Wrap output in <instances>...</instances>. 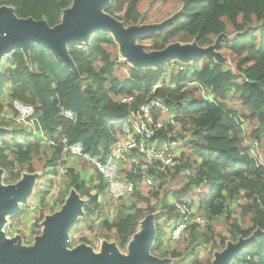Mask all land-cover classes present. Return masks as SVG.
<instances>
[{
  "label": "trees",
  "instance_id": "trees-1",
  "mask_svg": "<svg viewBox=\"0 0 264 264\" xmlns=\"http://www.w3.org/2000/svg\"><path fill=\"white\" fill-rule=\"evenodd\" d=\"M73 1L0 0V7L12 8L19 19L45 21L54 28ZM106 13L126 28L160 24L180 13L162 32L139 40L150 42L146 51H162L173 43L207 48L223 34L228 40L219 49L231 60L233 70L208 58L139 70L119 62L114 38L102 32L95 33L88 46H68L77 72L45 47L33 44L29 60L22 50H15L0 66V118L11 116L0 119V126L9 130L0 136L3 183L14 185L24 174L43 172L49 187L51 176L65 169L70 188L87 199L85 217L72 231V241L84 226L96 238L125 249L141 222L155 215L157 236L151 249L155 257L184 262L200 245L218 243L215 248L222 250L227 243L260 230L231 264H264V0H111ZM191 87L207 93L210 100L201 99ZM127 97L135 98L132 105L121 103ZM147 99L166 101L178 127L168 124L159 136L183 143L184 158L175 169L153 174V187L140 176L133 177L136 190L131 197L143 206L135 203L129 213L119 211L114 222L106 219L95 226L92 217L101 216L106 184L97 171L91 179L96 186L90 188L74 168H65L62 139L81 145L86 154L104 162L122 132L119 122L133 117ZM14 100L35 108L36 129L47 142L14 123ZM62 110L72 111L75 119L63 118ZM255 151L259 156H252ZM49 194L50 189L44 188L36 196L44 205ZM235 197L245 201L239 219L227 206ZM188 199L194 215L202 214L208 225L200 232L193 223L182 236L181 251L166 250L160 221L178 224L176 204ZM222 216L227 236L214 229ZM44 217L41 211L37 225ZM190 264H211V255L204 260L195 257Z\"/></svg>",
  "mask_w": 264,
  "mask_h": 264
},
{
  "label": "water",
  "instance_id": "water-1",
  "mask_svg": "<svg viewBox=\"0 0 264 264\" xmlns=\"http://www.w3.org/2000/svg\"><path fill=\"white\" fill-rule=\"evenodd\" d=\"M110 0H74L71 8L63 14L59 25L51 28L45 21L19 19L12 8L0 7V66L15 50H22L29 60L33 44L45 47L55 58L74 72L77 69L69 56L68 46H88L95 33L110 34L118 44L120 55L136 69H159L172 62L190 64L201 58H216L225 35L207 48L196 43L173 44L162 51L147 52L137 42L169 27L180 15H173L160 24L131 26L126 28L117 18L106 13ZM226 39V38H225ZM8 131L0 127V136ZM4 171L0 168V264H171L151 254L157 232L155 216L149 215L142 222V232L135 234L129 243L131 257L124 259L114 244L103 241L101 254L96 255L90 247L81 245L69 250L70 233L84 216L85 202L74 190L61 210L45 219L43 235L36 239L33 248H23L21 239L4 241L3 227L7 215H15L20 204H25L32 194L39 174H24L14 185L3 183ZM261 233L257 230L249 238L229 242L225 250L217 254L212 264H231L238 259L247 246Z\"/></svg>",
  "mask_w": 264,
  "mask_h": 264
},
{
  "label": "built area",
  "instance_id": "built-area-1",
  "mask_svg": "<svg viewBox=\"0 0 264 264\" xmlns=\"http://www.w3.org/2000/svg\"><path fill=\"white\" fill-rule=\"evenodd\" d=\"M203 93L206 94L204 91ZM134 101V97L121 99V103L126 105H132ZM12 108L17 114L14 119L17 125L31 124L36 128V110L33 106L14 100ZM61 116L69 120L75 119V114L70 110H62ZM166 117L170 120L164 122ZM174 118L165 100L147 99L133 117L119 122L122 125V132L116 137L110 154L104 162L86 154L81 145L70 144L66 137L62 139L64 153L67 156L66 161L69 159L82 160L93 165L102 175L107 187L108 199L113 207L111 211L106 212L107 218L112 217L109 213H112L122 200L134 194L136 186L133 177L140 176L142 181L153 187L155 185L153 174L175 169L179 165L183 158L179 144L175 141L164 140L159 136L168 123L175 124ZM191 204V199L176 204L177 213L181 217L178 224L174 225L170 231L171 241H180L193 223L200 228L207 224V220L194 215V207H189Z\"/></svg>",
  "mask_w": 264,
  "mask_h": 264
},
{
  "label": "rangeland",
  "instance_id": "rangeland-1",
  "mask_svg": "<svg viewBox=\"0 0 264 264\" xmlns=\"http://www.w3.org/2000/svg\"><path fill=\"white\" fill-rule=\"evenodd\" d=\"M110 3H111V0H110ZM225 38L227 39V37H225ZM225 38H223V39L226 40ZM137 43L143 45L145 47V49L150 47L149 41H138ZM173 44H177V43H173ZM173 44H171V45H173ZM116 45H117V50H118V55H119V62L125 63L126 62L125 58L120 55L118 44L116 43ZM215 54H218L221 58L220 62L218 61L219 59L212 58L216 63L221 64L225 68L226 67L232 68V70H233L231 60L229 58L224 57L223 54L220 52V49H215ZM172 63H174V62H172ZM191 88H194V87H191ZM194 89L197 92V94L200 96L201 99L210 100L209 96L207 94H204L202 91H200L196 87ZM166 119L168 120L169 118L166 117ZM168 124H170V123H168ZM168 124H167V126H168ZM170 125H172L174 127H178L176 123L170 124ZM177 143H179V148H180V151H181L182 156L184 158V154L186 152V149H185L183 143H180V142H177ZM251 154H252V156H255V157H256V155L259 156L258 151H255L254 153H251ZM67 167L74 168L76 170V172L79 173L82 180L85 181L87 186H89L90 188H94L96 186V183L91 182V179L93 178L94 174L97 172L96 169L93 167V165H91L87 162H84L82 160H79V159H71V160L69 159L67 161V166H65V168H67ZM65 172H66L65 169L64 170L62 169L61 173H59L58 176H56V177L51 176V180L53 181V183L49 184V187H46L47 186L46 175L43 172H37L36 173V174H39V178L36 181V184L33 188V192L28 197L27 202L25 204H20L18 212L15 215H7L6 216V224L2 229V232L4 234V241L11 240L14 238H20L21 239V246L23 248L29 249V248H33L35 246L36 239L43 235V232L45 229L43 224H44L45 219L57 214L61 210V208L65 205V202L70 198L72 191H74V189H71L69 186L70 180L67 177V174ZM44 188L50 189V194H49V197L47 198L46 202L43 205V204H41L40 200L36 196V193L38 190H44ZM93 193H95V191H93ZM78 195L85 202V206H86L87 205V199L83 198L80 194H78ZM240 199L241 198L235 197L233 199L234 200L233 202H227L228 211H231L233 217H235L236 219L240 218V215L242 212L241 207L245 203L244 200H240ZM135 203L138 204V206H143V204H140V201H137V199L133 198V197H129L125 200H122L119 203V205L115 208V210H113L112 213L111 212L109 213L110 215H112V217L106 218V212H108V210L111 211L113 207L110 204L107 192L105 191L104 194L101 195V204L104 207L103 211L101 212L102 217L100 215H99V217L94 216V217H92V220L94 221L95 226L102 224V222L106 219H108L110 222H114L116 215L119 211L127 214V213H129L131 206ZM152 203H154V201H152ZM171 205H173V204H171ZM42 208H44V209L42 210ZM21 210H23V213L18 214ZM41 211L45 212V217H44V220L37 225V220H38V218H40ZM193 211L195 212V210H193ZM197 216L204 218V216L202 214H199ZM84 217H85V207H84V216L82 218H84ZM82 218H80L79 221ZM224 221H225V217H223V216L220 217L218 219V221L216 223H214V229H215L216 233L223 234V235L227 236L228 233H227L226 229L222 227L223 225H225ZM160 222L163 225V227L165 226L167 229L171 230L174 227L173 222H169V223L168 222L164 223V221H160ZM77 225L74 228V230L77 228ZM207 225L208 224H206L203 228H200L199 231L203 232L206 229ZM243 225H244V227H247L246 224H243ZM155 228H156V232H157L156 221H155ZM87 229L88 228L84 227V226L80 227V230L75 234V238H74L75 241H72V239H71L72 238L71 237L72 231H71V233H70V240L71 241H70L68 249L69 250H75L81 245H86V246L90 247V249L96 255L101 254V252H102L101 251V244L105 240H101L99 238H96V236L91 234L89 231H87ZM142 230H143V227L140 225L138 233L139 232L141 233ZM81 238L86 239L89 244L78 243L80 241L79 239H81ZM183 238H181V240L178 242H173L169 238H167L166 239L167 242L165 243L164 248L166 250H169V248H171V249L181 251L180 247L185 245ZM107 243L114 244L116 246L119 254L122 256V258L129 259L131 257V248H130L129 244L127 245V247L125 249H121L118 247V245L114 241H107ZM217 244L214 246H213V244L200 245L199 248L197 249V251L194 253V255L188 256L186 261H184V262H180L179 259H175V260H172L170 258H168V259L171 260V264H190L192 262V260L195 259V257H198L199 260H204L207 256L211 255V264H212L216 255L220 254L223 250H225L228 243L226 244L225 248L222 250L215 248L218 246Z\"/></svg>",
  "mask_w": 264,
  "mask_h": 264
},
{
  "label": "crops",
  "instance_id": "crops-1",
  "mask_svg": "<svg viewBox=\"0 0 264 264\" xmlns=\"http://www.w3.org/2000/svg\"><path fill=\"white\" fill-rule=\"evenodd\" d=\"M207 94V93H206ZM208 95V94H207ZM210 99V98H209ZM8 102V99L6 98V101H5V103H7ZM11 116L10 115H5V116H3V117H1L2 119H4V120H8L9 118H10ZM15 119V118H14ZM14 119H13V121H14ZM168 120L165 118V121L164 122H167ZM14 123H15V121H14ZM24 128H26L27 130H29V131H31L35 136H38V138L39 139H41V140H43V141H45V142H47V140H46V138L44 137V135L42 134V132H40V131H38L35 127H33L31 124H24V125H22ZM1 127V126H0ZM2 128H4V127H2ZM5 129H7V128H5ZM7 131L9 132V130L7 129ZM7 132V133H8ZM179 144V143H178ZM175 203V202H174ZM174 203H172V204H174ZM194 210H195V208H194ZM196 211V210H195ZM164 228V232H165V240L167 239V238H169L170 239V229H167L165 226L163 227ZM169 241V240H168ZM167 242V241H166Z\"/></svg>",
  "mask_w": 264,
  "mask_h": 264
}]
</instances>
